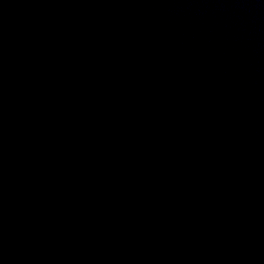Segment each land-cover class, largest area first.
<instances>
[{"label":"water","instance_id":"95a60500","mask_svg":"<svg viewBox=\"0 0 264 264\" xmlns=\"http://www.w3.org/2000/svg\"><path fill=\"white\" fill-rule=\"evenodd\" d=\"M0 264H264V0H0Z\"/></svg>","mask_w":264,"mask_h":264}]
</instances>
